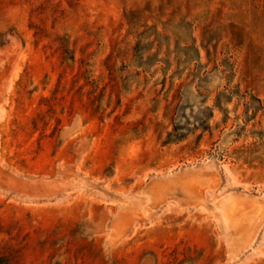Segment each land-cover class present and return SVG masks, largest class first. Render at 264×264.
Here are the masks:
<instances>
[{"label":"rangeland","instance_id":"1","mask_svg":"<svg viewBox=\"0 0 264 264\" xmlns=\"http://www.w3.org/2000/svg\"><path fill=\"white\" fill-rule=\"evenodd\" d=\"M0 264H264V0H0Z\"/></svg>","mask_w":264,"mask_h":264},{"label":"trees","instance_id":"2","mask_svg":"<svg viewBox=\"0 0 264 264\" xmlns=\"http://www.w3.org/2000/svg\"><path fill=\"white\" fill-rule=\"evenodd\" d=\"M183 139H184V136L180 133V128L177 125H172V130L167 135L166 143L179 142Z\"/></svg>","mask_w":264,"mask_h":264}]
</instances>
